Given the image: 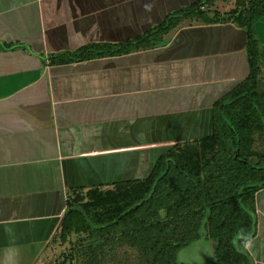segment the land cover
I'll return each instance as SVG.
<instances>
[{
    "label": "crops",
    "instance_id": "1",
    "mask_svg": "<svg viewBox=\"0 0 264 264\" xmlns=\"http://www.w3.org/2000/svg\"><path fill=\"white\" fill-rule=\"evenodd\" d=\"M200 1L0 0V264L48 258L70 189L144 178L169 146L211 133L214 103L249 73L246 31L232 20L189 15L157 45L47 59L132 42ZM209 3L208 16L235 6ZM254 31L262 44L264 16ZM255 199L245 247L264 264V188Z\"/></svg>",
    "mask_w": 264,
    "mask_h": 264
},
{
    "label": "trees",
    "instance_id": "2",
    "mask_svg": "<svg viewBox=\"0 0 264 264\" xmlns=\"http://www.w3.org/2000/svg\"><path fill=\"white\" fill-rule=\"evenodd\" d=\"M234 1L224 15L212 10L208 16L205 3H211L201 0L171 13L132 42L89 44L77 56L47 57L50 62L74 60L157 45L166 30L192 15L243 27L249 64L243 82L214 103L209 135L175 142L144 178L70 189L54 242H65L71 232L113 240L122 228V238L132 245L143 243L152 264H184L177 261L178 251L202 235L215 240L211 264H253L245 243L257 233L255 195L264 188V144L262 150L253 142L254 133L264 139L263 73L254 22L264 16V0ZM192 142L199 149H187ZM81 191L85 201L69 200Z\"/></svg>",
    "mask_w": 264,
    "mask_h": 264
},
{
    "label": "rangeland",
    "instance_id": "3",
    "mask_svg": "<svg viewBox=\"0 0 264 264\" xmlns=\"http://www.w3.org/2000/svg\"><path fill=\"white\" fill-rule=\"evenodd\" d=\"M261 42L262 44L258 42V48L264 44V37ZM262 85L264 86V76ZM253 142L262 149L264 139L257 133L253 135ZM189 146L190 148H187L189 150L200 147L198 142H192ZM86 199L85 192L82 191L69 196V200L72 202L85 201ZM182 225L179 224V229ZM121 230L122 228L116 230L113 240L109 239L110 236H108L109 238L89 237L86 233L71 232L65 242L56 239L54 243L57 246L46 260L40 257L38 260H33L32 264H152L153 262L150 260L152 257L144 251L143 243L137 242L132 245L133 242L122 238ZM214 247V239H208L201 235L198 239L180 248L177 253V261L184 264H211L214 261Z\"/></svg>",
    "mask_w": 264,
    "mask_h": 264
}]
</instances>
